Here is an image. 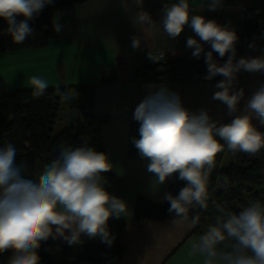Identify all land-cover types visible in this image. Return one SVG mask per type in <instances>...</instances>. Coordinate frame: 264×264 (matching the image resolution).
Here are the masks:
<instances>
[{
  "label": "clouds",
  "instance_id": "clouds-1",
  "mask_svg": "<svg viewBox=\"0 0 264 264\" xmlns=\"http://www.w3.org/2000/svg\"><path fill=\"white\" fill-rule=\"evenodd\" d=\"M143 3V0H138ZM223 0H207L203 7L215 11ZM54 0H0V19L6 21V34L14 44H23L35 36L30 21ZM159 26L168 38L175 40L185 27L194 36L186 47L192 56L203 54L207 65L206 80L222 76L212 96L226 105L229 115L237 112L245 93L235 89L237 74L264 72V56L236 59V32L203 15L193 14L190 0L165 3ZM17 17L23 19L18 20ZM134 23L153 28L157 25L145 11ZM53 31L63 25L59 15L53 16ZM141 38H132V47H140ZM204 44L210 45L205 52ZM217 53L227 60L221 65L213 57ZM163 53L149 58L163 59ZM32 95L40 97L49 87L46 79L33 75L28 80ZM59 91V89H57ZM75 93V90L72 89ZM76 95V93H75ZM68 94L64 98L74 99ZM246 111L255 114L264 124V85L247 100ZM236 116L230 123L213 121L207 109L190 112L179 94L166 87L150 91L137 105L134 119L140 122L139 138H132L152 182L163 185L176 176L184 181L178 194L165 193L168 212L175 225L196 226L200 215L189 216L191 209L209 207V177L216 167V156L225 147L232 153L257 155L264 149V132L251 122V115ZM223 141V143H221ZM57 155L44 165L42 172L30 174L27 165L17 162V148L12 142L0 146V254L10 252L7 264H40L38 249L42 241L63 238L69 245L81 243V236L99 237L111 245L114 239L108 230L111 217L120 218L127 211L126 203L107 191L104 173L113 169L106 153L98 152L85 142L71 146L56 145ZM227 179L224 185H227ZM214 222L193 241L188 256H198L202 264H264V201L257 199L233 212L212 202Z\"/></svg>",
  "mask_w": 264,
  "mask_h": 264
},
{
  "label": "crops",
  "instance_id": "crops-1",
  "mask_svg": "<svg viewBox=\"0 0 264 264\" xmlns=\"http://www.w3.org/2000/svg\"><path fill=\"white\" fill-rule=\"evenodd\" d=\"M175 0H85L55 8L62 31L49 40L43 48L0 52V80L9 90L31 89L28 80L36 75L46 79L48 88H64L73 85H93L92 113L107 116L108 120L99 129V140L104 153L113 164L109 175H104L108 192L121 198L127 211L120 218L109 220L125 223L118 241L124 252L117 264H202L198 256H188V250L198 236L192 234L188 224L175 225L170 213L161 220H148L142 224L133 218V205L138 195L156 203L165 201L169 179L163 185L152 182L147 172V161L132 158L127 154L129 123L135 120L137 105L152 90L163 86L179 94L183 106L190 112L207 109L209 116L218 123L250 114L245 105L251 95L264 85V72H239L235 89L243 88L244 97L237 112L229 115L226 105L212 96L215 85L223 78L201 82H162L138 84L133 81L136 70L142 64H151L149 53L164 52L171 58H192L193 49L186 47L187 38L194 36L188 26L175 40L170 39L158 25L165 3ZM207 0H190L193 14L209 19L217 11L225 25L236 33L242 30L243 6L264 10V0H223L215 11L203 7ZM143 11L157 23L153 28L134 20ZM2 32L0 35H5ZM141 38L140 47H132V38ZM210 50V45L204 44ZM264 56V38L253 36L244 42L239 59ZM238 59V60H239ZM114 76L115 80L103 82L102 78ZM251 122L256 128L264 127L255 114ZM67 126L65 104L57 114L53 134ZM63 239V238H56ZM62 264H94L63 259Z\"/></svg>",
  "mask_w": 264,
  "mask_h": 264
},
{
  "label": "trees",
  "instance_id": "trees-1",
  "mask_svg": "<svg viewBox=\"0 0 264 264\" xmlns=\"http://www.w3.org/2000/svg\"><path fill=\"white\" fill-rule=\"evenodd\" d=\"M85 0H54V4L45 6L39 15L30 21V27L35 31L34 37H29L23 44H14L8 34L0 35V52H12L25 49L43 48L49 40L56 37L53 31V10L58 7L81 4ZM243 27L236 33L238 40L235 44L236 58L239 59L244 42L253 36L264 38V10L243 6ZM18 20L23 19L17 17ZM8 27L5 20L0 19V34ZM211 50V49H210ZM209 51V50H207ZM214 59L223 64V58L213 53ZM207 65L205 57L199 60L192 58H171L164 55L160 61L142 64L135 72L133 81L138 84L162 82H201L206 81ZM223 78L216 76L214 79ZM115 77L102 78L103 82L114 81ZM59 89V91H57ZM75 90V93L72 91ZM93 85H73L64 88H47L44 95L35 97L32 89L9 90L0 80V146L12 142L17 148V162L27 165L30 174H39L44 165L55 158L56 145L64 142L71 146H81L87 142L98 152H104L99 140L100 126L107 122V116H95L92 113ZM74 96L65 99L64 95ZM61 102L65 104L67 112V126L53 134L54 124ZM232 119L218 124L230 123ZM140 122L133 120L129 123L127 136V154L139 160L142 159L132 142V138H139ZM264 132V127L257 128ZM223 143V141H221ZM227 147L216 156V167L209 177L210 200L207 210L194 208L189 216L200 215V222L194 226L192 234L199 237L210 223L214 222L215 201L226 206L233 212H239L249 202L260 199L264 201V149L257 155L250 156L243 152L232 153L230 162L222 166L221 163ZM110 171L103 175H109ZM227 179L228 184L224 185ZM185 182L173 176L169 179L167 192L178 194ZM169 202L156 203L142 195H138L133 205V218L137 223L148 220H161L170 213ZM125 223L122 221H108V230L114 238L111 245L101 241L99 237L89 238L81 236V243L69 245L64 239L42 241L37 250L40 264H62L63 259L89 262L94 264H117L123 255L124 246L118 237ZM10 252L0 254V264H7Z\"/></svg>",
  "mask_w": 264,
  "mask_h": 264
},
{
  "label": "built area",
  "instance_id": "built-area-1",
  "mask_svg": "<svg viewBox=\"0 0 264 264\" xmlns=\"http://www.w3.org/2000/svg\"><path fill=\"white\" fill-rule=\"evenodd\" d=\"M137 3H139L138 0H137ZM209 19L215 20V21H216L218 24H220V25H225V22H224V19H223L222 15H221L219 12H217V11L213 12V13L210 15ZM205 52H207V50H206ZM161 53H163V54L165 55L164 52H156L155 55H159V54H161ZM164 55H163V56H164ZM203 56H204V55L202 54V55L200 56V58H195V57H193V59H194V60H199V59H201ZM236 59H237V58H236ZM238 78H239V73L237 74L236 82L238 81Z\"/></svg>",
  "mask_w": 264,
  "mask_h": 264
},
{
  "label": "rangeland",
  "instance_id": "rangeland-1",
  "mask_svg": "<svg viewBox=\"0 0 264 264\" xmlns=\"http://www.w3.org/2000/svg\"><path fill=\"white\" fill-rule=\"evenodd\" d=\"M230 158H231V152L227 151L225 156H224V158H223V161H222L221 165L222 166L227 165L230 162Z\"/></svg>",
  "mask_w": 264,
  "mask_h": 264
}]
</instances>
